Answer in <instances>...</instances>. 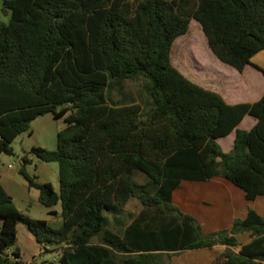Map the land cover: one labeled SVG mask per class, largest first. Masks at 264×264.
I'll use <instances>...</instances> for the list:
<instances>
[{
  "label": "trees",
  "instance_id": "trees-1",
  "mask_svg": "<svg viewBox=\"0 0 264 264\" xmlns=\"http://www.w3.org/2000/svg\"><path fill=\"white\" fill-rule=\"evenodd\" d=\"M3 13L10 19L0 22V165L36 119L53 113L66 127L57 150H31L58 164L59 193L20 169L44 206L61 205V226L24 215L0 182V264H28L16 247L20 223L44 246L64 245L60 264H172L175 255L217 245L226 248L212 264H264V216L255 209L230 230L205 233L173 203L182 181L216 177L248 200L264 196V94L229 104L172 63L175 40L196 20L220 61L264 76L252 63L264 51V0H4ZM137 78L150 82L148 101L108 100L113 83ZM248 115L257 123L239 128ZM234 131L225 152L217 140ZM136 172L148 191H137ZM133 200L141 210L123 231L106 228L107 213Z\"/></svg>",
  "mask_w": 264,
  "mask_h": 264
},
{
  "label": "crops",
  "instance_id": "crops-1",
  "mask_svg": "<svg viewBox=\"0 0 264 264\" xmlns=\"http://www.w3.org/2000/svg\"><path fill=\"white\" fill-rule=\"evenodd\" d=\"M6 17V22L8 23L10 17L9 15ZM257 57L252 59V63L264 67V61L261 62V60H257ZM249 68L259 73V71L252 66H247L242 73L251 75L250 72H246ZM255 92L256 90L248 88L247 94L243 97H236L234 100H227L225 97L224 99L232 105L245 102H256L263 96L264 92L259 95L255 94ZM249 117L252 116H246L239 125V128H241V125ZM252 118L253 120L250 122L249 129L257 123V119L254 117ZM65 127V120L63 118L56 119L53 113H48L36 119L32 123L31 130L27 133H23L20 147H14L15 155H2L0 165V182L5 191L13 198L17 208L24 215L32 219L47 220L53 228H59L61 226V219L59 217L61 208H58V205L53 208L44 206L39 200V190L29 187L28 181L20 173V169L25 167L27 172L34 177L38 183H50L53 185L55 191L59 193L60 176L58 164L39 161L31 154V150L36 147L47 150H57L59 132ZM232 134L233 143L230 148L226 149L227 152L231 151L234 145L236 132L234 131L230 135ZM227 137L219 138L217 142L222 143L223 139ZM258 198L256 200H248L242 189L222 177L213 178L208 182L185 180L182 181L180 187L173 192L174 205L184 214L196 218L200 222L205 233L230 230L236 218H243L246 216L249 209H254L251 206L255 204V201L258 202L261 199L264 201V198ZM59 206L61 207L60 204ZM33 209H37L39 212L43 213L45 217L35 218ZM258 210L260 213L264 214V204L263 208L259 207ZM50 211H55L57 215H50ZM2 222L3 221L0 219V227ZM241 236L244 235L238 236L240 242ZM249 240L250 238L242 243H247ZM63 246V244L44 246L37 241L26 224L20 223L18 225V241L16 247L20 249L22 260L25 263L36 264L40 259V264H60L61 249ZM214 248L215 247L212 249L202 248L188 250L186 251L188 254L182 257L185 260H174L172 264H212L217 257L216 253L213 252ZM191 252H194V254L190 255Z\"/></svg>",
  "mask_w": 264,
  "mask_h": 264
},
{
  "label": "rangeland",
  "instance_id": "rangeland-1",
  "mask_svg": "<svg viewBox=\"0 0 264 264\" xmlns=\"http://www.w3.org/2000/svg\"><path fill=\"white\" fill-rule=\"evenodd\" d=\"M3 2L4 0H0V22L7 23V17L3 13ZM254 57H257V60H261V62L264 61V51L256 54ZM172 63L190 80L207 89H212L219 92L227 100H234L236 97L240 98L245 96L248 92V88L256 90L255 94L257 95L264 92V76L260 72L258 73L254 71L252 68H249L246 71L250 72L252 76L240 73L235 68L220 61L210 49L203 28L196 20H192L190 22L189 31L187 34L180 36L175 40L172 49ZM149 85V80L145 78L125 80L118 86H111L107 92V98L109 101L112 100L114 102L134 100L144 104V102L149 100ZM252 120L253 118L249 117L241 125V128L249 129V125ZM22 136L23 134L17 137L16 141L14 142V147H20ZM232 139L233 134L227 138H224L222 143H219L225 152H227L226 149L230 148L231 144L233 143ZM134 182L137 191L143 192L145 190H149V187H147L149 180L144 174L136 172L134 175ZM263 204L264 201L261 199L258 202L255 201V204H253L251 207L254 208L260 215H264L258 210L259 207L263 208ZM58 208L61 207L58 205ZM140 210V203L136 200H133L121 212H108L105 226L106 228H112L115 231L121 233L123 231L124 222L131 221V217L137 215ZM33 215L35 218L45 217V215L39 212L37 209H33ZM248 239V235L240 237L241 242H245ZM224 248L225 246L223 245H217L213 249V252L219 256L224 251ZM186 254H188V252L175 255L172 257V261L185 260L182 257H184ZM191 254H194V252H191L190 255ZM36 264H40V259Z\"/></svg>",
  "mask_w": 264,
  "mask_h": 264
}]
</instances>
